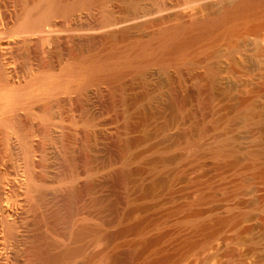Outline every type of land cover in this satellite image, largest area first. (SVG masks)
I'll use <instances>...</instances> for the list:
<instances>
[{
  "label": "rangeland",
  "instance_id": "rangeland-1",
  "mask_svg": "<svg viewBox=\"0 0 264 264\" xmlns=\"http://www.w3.org/2000/svg\"><path fill=\"white\" fill-rule=\"evenodd\" d=\"M227 1L109 0L115 22L95 25L99 7L94 6L76 11L77 15L83 12L90 24L71 32L79 46L98 41L89 37L106 31L120 33L124 44L165 25H173L175 33L179 15L186 18L214 13ZM23 2L14 0L19 11L24 8ZM76 13L72 22L77 19ZM258 20H254V27L239 29L232 38L213 43L209 52L197 53L190 65H151L125 81L119 91L107 82L90 84L85 98V124L68 120L66 127L71 128L67 129L73 144H84L87 174L94 183L97 201L92 207L100 214L108 232L105 236L112 239L107 250L125 248L130 232L124 230L129 223L146 222L153 228L145 236L150 242L134 253L136 257L144 252L134 257L132 264H226L238 259L243 264H264V177L248 166L255 153L264 159V20ZM59 32L57 29L53 34ZM170 38L143 55H152ZM95 45L103 46L101 41ZM109 89L115 92L113 99ZM117 98L118 103L111 105ZM202 128L207 131L202 133ZM130 137L134 144L126 151L129 159L119 162L123 139ZM222 144L228 149L226 163L208 152L198 162L193 161L196 153ZM119 169L131 171L127 195L113 176V171ZM202 186L208 192L212 188L209 193L214 197L209 194L210 200L208 196L200 201V207L192 205L189 201ZM126 206L133 210L129 218L122 214ZM140 211L142 218L136 214ZM193 211L209 214L211 222L206 218L208 223L205 221L203 226H181L180 220L188 219ZM118 239L127 241L124 244Z\"/></svg>",
  "mask_w": 264,
  "mask_h": 264
},
{
  "label": "bare ground",
  "instance_id": "bare-ground-1",
  "mask_svg": "<svg viewBox=\"0 0 264 264\" xmlns=\"http://www.w3.org/2000/svg\"><path fill=\"white\" fill-rule=\"evenodd\" d=\"M23 1L24 8L19 11L14 0H0V264H118L122 261L132 264L134 253L150 242L145 236L153 228L146 222L132 226L129 223L130 227L124 230L130 232L126 236L128 241L125 239L127 243L118 239L126 243L125 248L118 250L114 244L117 249L113 246L112 251L106 249L112 239L105 236L108 232L100 214L93 209L97 201L93 196L94 183L87 174L84 144H73L66 123L70 120L73 124H85L83 114L90 84L107 82L110 88L119 91L125 81L134 79L151 65L172 62L190 65L197 53L209 52L213 43L232 38L239 29L254 27V20H264V0H230L214 13L188 14L186 18L179 15L175 33L173 25H165L124 44L121 34L116 32L89 37L91 41H101L102 48L96 47L98 41L87 46L75 44L71 30L90 24L83 12L77 15L76 11L94 6L99 7L95 25L115 22L109 0ZM74 13L77 19L72 22ZM57 29L61 32L53 34ZM169 37L152 55H143ZM134 54L140 56L129 58ZM110 92L108 95L113 99L115 92ZM118 101V98L112 100L111 105ZM206 131L201 129L202 133ZM133 144L131 137L123 139L119 162L129 159L126 151ZM206 152L218 157L216 160L227 161L224 157L228 149L224 144L196 153L193 161L198 162ZM248 166L264 177V159L258 153L253 154ZM113 173L127 195V177L131 171L119 169ZM197 191L193 201H189L192 205L203 202L209 194L214 197L204 187ZM132 211L129 206L124 207L123 217L130 216ZM142 211L136 212L140 218ZM198 211L180 220L185 222L180 225L187 223L193 228L206 224L210 215ZM118 242L115 243L121 244ZM226 264L243 263L238 259Z\"/></svg>",
  "mask_w": 264,
  "mask_h": 264
}]
</instances>
